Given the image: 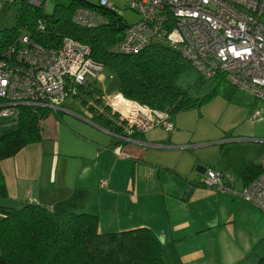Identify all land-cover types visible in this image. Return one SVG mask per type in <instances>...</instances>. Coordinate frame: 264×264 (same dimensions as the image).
<instances>
[{
	"label": "crops",
	"instance_id": "obj_1",
	"mask_svg": "<svg viewBox=\"0 0 264 264\" xmlns=\"http://www.w3.org/2000/svg\"><path fill=\"white\" fill-rule=\"evenodd\" d=\"M106 87L96 97L102 100ZM85 93L79 94L83 109L63 103L61 111L50 110L40 122L41 140L0 161L7 192L0 203L20 207L31 200L50 212L96 214L100 234L149 229L164 264H259L264 213L202 181L207 169L222 170L240 190L251 179L244 172L260 165L264 150L246 139L264 138L232 129L210 140L194 137L206 120L196 110L209 100L173 115L170 132L156 127L121 140L111 112ZM238 104L249 113L256 107V101ZM117 147L129 156H117Z\"/></svg>",
	"mask_w": 264,
	"mask_h": 264
},
{
	"label": "built area",
	"instance_id": "obj_2",
	"mask_svg": "<svg viewBox=\"0 0 264 264\" xmlns=\"http://www.w3.org/2000/svg\"><path fill=\"white\" fill-rule=\"evenodd\" d=\"M16 1L0 0V10ZM27 2L45 8V0ZM99 7L116 12L106 0H100ZM98 8L75 9L71 22L86 28L104 23ZM128 8L140 20L126 27L122 40L112 46L113 52L133 55L153 43L166 45L205 79L220 75L239 92L264 104V0H129ZM90 53L89 46L68 36L58 47L46 48L30 35L18 33L13 42L0 49V118H17L19 106L62 108L68 98L78 97L79 87H105L104 68ZM107 97L112 98L107 102ZM102 100L114 122L124 129L122 137L117 136L121 140L155 127L173 129L167 112L119 94L105 95ZM259 116L257 109L251 119ZM114 152L119 157L129 156L121 147ZM202 182L234 194L264 213V151L260 173L240 190L233 189V180L222 170L207 169ZM105 185V181L100 182L101 188Z\"/></svg>",
	"mask_w": 264,
	"mask_h": 264
},
{
	"label": "trees",
	"instance_id": "obj_3",
	"mask_svg": "<svg viewBox=\"0 0 264 264\" xmlns=\"http://www.w3.org/2000/svg\"><path fill=\"white\" fill-rule=\"evenodd\" d=\"M75 2L85 4L73 0L72 6ZM19 4L14 26L0 32V49L13 42L18 33L30 35L46 48L58 47L62 38L68 36L89 46L91 58L117 81L118 94L167 112L170 120L173 115L200 107L217 95L227 102H249L237 98L236 89L222 76L205 79L190 62L166 45L153 43L133 55L113 52L112 46L122 40L127 27L113 10L97 7L105 22L86 28L71 22L73 8L65 12L55 10V15L49 16L42 6H30L26 0H20ZM109 83L108 80L107 87ZM91 88V85L79 87V94L86 92L87 97L109 111ZM83 102H86L84 98ZM18 109L16 128L0 132V161L38 143L40 122L51 113L45 108L19 106ZM113 123L116 126L113 132L122 135L123 127ZM135 135L138 133L133 132L129 137ZM259 173L260 165L250 167L244 175L252 180ZM6 199L0 176V202ZM0 215V264H164L161 243L146 228L100 234L96 214L50 212L29 201L20 207L0 203ZM259 264H264V258Z\"/></svg>",
	"mask_w": 264,
	"mask_h": 264
},
{
	"label": "rangeland",
	"instance_id": "obj_4",
	"mask_svg": "<svg viewBox=\"0 0 264 264\" xmlns=\"http://www.w3.org/2000/svg\"><path fill=\"white\" fill-rule=\"evenodd\" d=\"M19 1L20 0H17L14 4L4 5L3 8L0 10V32L5 29H10L14 26L15 24L14 17L18 11V8L20 7ZM72 1L73 0H45L44 12L49 16H53L55 15L54 14L55 10H60L63 12L70 11L72 8L73 11L77 8H88V9L96 10L95 7H98L100 0H80L85 4H78L77 2H75L74 6H72ZM106 1L114 5V8L118 14L121 13L120 14L121 18L124 20L127 26H131L139 22L140 16L136 12L128 8L129 0H106ZM104 74H107V72L105 71ZM116 88H117V81L112 79L108 87H106V91H105V93L107 94L106 96H109L111 94L114 95L115 93H117ZM91 90L94 92L95 95L99 96L98 93L99 88L94 87L91 88ZM236 93H237L236 94L237 97L249 100V102L252 103L253 105L255 104V100L250 98L248 99L244 94H242V92L236 90ZM111 98L112 97H107L106 101L108 102V100ZM89 99L92 101L91 98ZM81 100H82V96H78L75 98H68L65 101V105L81 110L83 109ZM257 109L260 111V116L256 120L251 119L254 111ZM202 111L206 112L204 116V119L206 120H204L201 123L202 125L201 127H203L202 128L203 130L202 132L201 131L196 132L194 137L202 135V138L204 140L206 139L210 140L212 138H216L218 135L224 134L225 131L227 132L232 129L234 133H245V135L247 136L264 138V104L258 101H256V107L251 109V112L249 113V108L247 106H244V104L227 102L221 95H217L210 100L209 106H207V108L203 106L200 110H196V113L199 114ZM15 128H16L15 117H9L4 119L0 118L1 133L9 132ZM166 132H170V131H166Z\"/></svg>",
	"mask_w": 264,
	"mask_h": 264
},
{
	"label": "water",
	"instance_id": "obj_5",
	"mask_svg": "<svg viewBox=\"0 0 264 264\" xmlns=\"http://www.w3.org/2000/svg\"><path fill=\"white\" fill-rule=\"evenodd\" d=\"M62 110V108H57V109H55V110H53V111H61ZM246 141H250V142H256V143H262V144H264V140L263 139H257V140H254V139H246Z\"/></svg>",
	"mask_w": 264,
	"mask_h": 264
},
{
	"label": "clouds",
	"instance_id": "obj_6",
	"mask_svg": "<svg viewBox=\"0 0 264 264\" xmlns=\"http://www.w3.org/2000/svg\"><path fill=\"white\" fill-rule=\"evenodd\" d=\"M104 72H105V70H104ZM104 72H103V75L107 78V81L109 80V82L113 79L112 78V76H110V75H108V73L107 74H104ZM107 83V82H106ZM106 83H105V87H106ZM97 88H99L100 89V91L102 92V89H101V87H97ZM106 94V93H105ZM116 94V93H115ZM118 94V93H117ZM120 95V94H119ZM264 151V150H263Z\"/></svg>",
	"mask_w": 264,
	"mask_h": 264
}]
</instances>
